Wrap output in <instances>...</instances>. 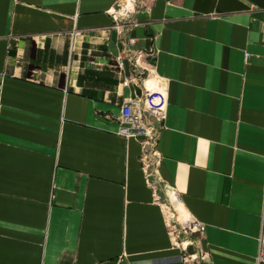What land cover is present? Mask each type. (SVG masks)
I'll use <instances>...</instances> for the list:
<instances>
[{"label":"crops","instance_id":"1","mask_svg":"<svg viewBox=\"0 0 264 264\" xmlns=\"http://www.w3.org/2000/svg\"><path fill=\"white\" fill-rule=\"evenodd\" d=\"M115 2L0 0V264H184L174 193L212 264H256L264 0H151L122 32ZM144 85L167 98L154 188L117 132Z\"/></svg>","mask_w":264,"mask_h":264},{"label":"built area","instance_id":"2","mask_svg":"<svg viewBox=\"0 0 264 264\" xmlns=\"http://www.w3.org/2000/svg\"><path fill=\"white\" fill-rule=\"evenodd\" d=\"M151 0H116L112 8V16L118 32L126 27L137 24V18L133 17L140 6H147ZM77 33H80L77 30ZM127 44H133L135 36L126 32ZM127 53L130 48L127 46ZM142 53L136 51L135 62ZM119 64H123V58H119ZM127 81L124 80V83ZM143 96L135 99H127L120 104V118L117 132L124 137H135L141 143L140 162L145 180L149 186L155 187L157 176L155 169L160 164L161 154L157 147L158 136L164 126L166 116V90L164 87L146 86ZM152 176L156 177L155 179ZM263 204L261 208L260 245L256 256V264H264V183L262 187ZM174 202H180V196L174 193V198L163 202L165 209L170 210L168 215V228L173 237L172 246L180 249V258L184 264H212L208 252L203 248L200 240L204 233V223L196 218L186 220L177 217ZM194 234V237L190 235ZM192 247V248H191Z\"/></svg>","mask_w":264,"mask_h":264},{"label":"bare ground","instance_id":"3","mask_svg":"<svg viewBox=\"0 0 264 264\" xmlns=\"http://www.w3.org/2000/svg\"><path fill=\"white\" fill-rule=\"evenodd\" d=\"M174 198V197H173ZM174 207L177 211V217L182 220H186L188 217V212L185 210V208L181 205L180 202H174ZM167 215H170V210H166Z\"/></svg>","mask_w":264,"mask_h":264},{"label":"rangeland","instance_id":"4","mask_svg":"<svg viewBox=\"0 0 264 264\" xmlns=\"http://www.w3.org/2000/svg\"><path fill=\"white\" fill-rule=\"evenodd\" d=\"M177 214V213H176ZM188 218V217H187Z\"/></svg>","mask_w":264,"mask_h":264}]
</instances>
